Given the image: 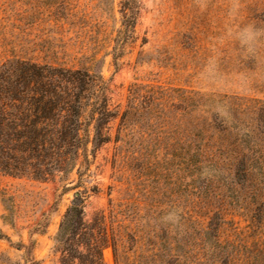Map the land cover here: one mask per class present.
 <instances>
[{
	"label": "rangeland",
	"instance_id": "obj_1",
	"mask_svg": "<svg viewBox=\"0 0 264 264\" xmlns=\"http://www.w3.org/2000/svg\"><path fill=\"white\" fill-rule=\"evenodd\" d=\"M136 1L135 28H126L128 0H0V74L24 60L87 69L104 78L115 114L105 130L110 142L90 145V163L81 159L72 174L37 181L0 173V264H27L32 244L40 264H90L94 249L100 264H264V170L237 174L216 151L228 136L225 143L213 128L187 131L203 123L200 110L242 133L264 116V35L255 56L228 35L249 24L264 33V0ZM234 3L239 15L230 18ZM213 60L224 88L203 79ZM137 87L180 91L196 111L187 115L176 100L181 129L146 143L120 140ZM216 102L228 105L230 124L209 110ZM80 194L89 234L68 256L58 240Z\"/></svg>",
	"mask_w": 264,
	"mask_h": 264
},
{
	"label": "trees",
	"instance_id": "obj_2",
	"mask_svg": "<svg viewBox=\"0 0 264 264\" xmlns=\"http://www.w3.org/2000/svg\"><path fill=\"white\" fill-rule=\"evenodd\" d=\"M138 10L137 1L128 0L126 28H135ZM118 57L119 54L115 60ZM107 94L108 85L104 78L87 69L25 60L11 64L0 74V173L48 181L58 175L72 174L81 159L82 167L88 165L89 146L98 149L110 142L105 130L115 114L110 109ZM176 100L186 106L187 115L196 111V101L180 91L137 87L131 92L129 109L122 119L121 133L125 136H119V139L137 137L146 143L153 134L161 138L167 131L173 133L172 129H181V119L177 125L174 123L180 111ZM203 112L200 110L196 116L198 120L203 118V123H195L194 130L187 128L188 134L213 128L217 140L226 143L225 136H228L226 145L216 151L224 150V154L230 156L231 166L237 174L249 176L253 169L260 167L264 170V144L259 146L258 142L264 141V116L257 115L254 128L242 133L206 119ZM189 122H183L182 127L188 126ZM252 136L256 145H248ZM78 174L83 176L81 169ZM85 215V199L80 194L65 216L58 240L68 256L74 249L71 243L77 237L81 243V239L89 234ZM21 247L28 249L24 245ZM79 247L83 246L79 244ZM33 250L32 244L27 250L26 262L40 264L33 257ZM91 259L90 264H100L101 254L94 249Z\"/></svg>",
	"mask_w": 264,
	"mask_h": 264
},
{
	"label": "clouds",
	"instance_id": "obj_3",
	"mask_svg": "<svg viewBox=\"0 0 264 264\" xmlns=\"http://www.w3.org/2000/svg\"><path fill=\"white\" fill-rule=\"evenodd\" d=\"M239 15V5L233 4L228 12V16L230 18H235ZM229 36H235L240 41L241 46L245 50V54L248 56H255L257 54V41L264 35L261 30L257 29L253 24H249L243 29L233 33L231 29L228 31ZM213 70L206 75L203 79L205 82L211 86L217 88H224L227 86L228 81L223 77H220L215 72V60L211 62ZM209 110L215 114V116L223 121L226 124H230L233 120L232 113L228 107V105L216 102L213 105L209 106ZM212 170L207 169L205 175L211 176ZM169 220H171L174 224L179 225V217L175 215H169Z\"/></svg>",
	"mask_w": 264,
	"mask_h": 264
}]
</instances>
